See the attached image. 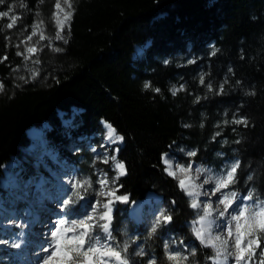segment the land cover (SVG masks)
<instances>
[{
    "label": "trees",
    "instance_id": "1",
    "mask_svg": "<svg viewBox=\"0 0 264 264\" xmlns=\"http://www.w3.org/2000/svg\"><path fill=\"white\" fill-rule=\"evenodd\" d=\"M13 2L0 5V12ZM25 3L26 9H15L17 23L0 31V198L9 194L3 181L7 171L20 169L25 177L39 179L42 169L49 170L37 155L39 145L29 131L25 135L29 129L43 133L40 143L50 149L46 158L52 166L66 163L77 177L88 174L94 180L91 148L93 138L105 134L101 120L123 137L115 153L128 173L117 186V195L128 200L116 202L115 226L122 220L132 223L131 206L152 194L160 198V209L174 213L173 222L159 230L158 257L170 234L199 247L187 233L192 213L177 181L164 173L162 153L180 158L181 147L195 148L191 163L217 169L239 158L236 187L246 194L244 181L251 172L264 193V0H70L65 12L71 16L62 30L57 0ZM37 10L45 34L60 31L67 42L33 35ZM9 23L10 18H0V27ZM29 44L34 54L26 52ZM145 81L150 82L147 90ZM247 90L255 95L246 96ZM235 119L248 124L231 123ZM80 212L77 204L67 215ZM147 228L143 222L133 224L132 231L143 237ZM12 261L0 252V264Z\"/></svg>",
    "mask_w": 264,
    "mask_h": 264
},
{
    "label": "clouds",
    "instance_id": "2",
    "mask_svg": "<svg viewBox=\"0 0 264 264\" xmlns=\"http://www.w3.org/2000/svg\"><path fill=\"white\" fill-rule=\"evenodd\" d=\"M44 2L45 0H39L40 5ZM57 2L63 4L64 0H57ZM6 3L7 0H0V5ZM26 8L25 0H14L8 5L7 10L0 12V18L15 20L14 26L19 20L15 9ZM35 17L38 23L32 25L33 32L42 34L43 38L49 42L60 39L58 32L54 36L45 34L43 18L39 10L36 11ZM252 19L255 20L256 17L253 16ZM6 29H9V24L0 27V31ZM19 36L23 37L24 33L20 32ZM53 51L56 50L53 49ZM215 51L218 49L213 51V55ZM17 54L19 55V52ZM28 71L35 77V71L31 67ZM17 80H24V77L17 76ZM25 83H27L26 80ZM237 83L240 82L237 81ZM143 87L147 90L150 82L145 81ZM220 87L222 91L223 84ZM155 90L159 91V89ZM3 91L4 87L0 85V93ZM209 91H211V85H209ZM171 92L175 96L177 89L173 87ZM244 94L246 96L255 95L254 91L250 90L245 91ZM241 121H244L243 125L248 124L247 119H235L231 123L240 125ZM101 123L105 124L103 120ZM181 126L192 127L191 124ZM200 127L203 128L204 124L201 123ZM28 131L30 129L26 130V136ZM106 134L110 135V133ZM215 135H220V133ZM121 137L112 136L108 142H122ZM223 143L227 144L228 141L225 140ZM236 143L240 141L237 140ZM91 151L95 152L96 149L92 148ZM179 152L188 158H193L198 150L195 148L186 150L181 147ZM214 155L217 158H223L220 152ZM98 162L108 164L113 175L109 176L108 172L100 169L95 181L88 174L69 178L70 192L67 198L62 200L63 208L61 209L65 212V216L53 222L55 229L51 233L56 234H50L47 247L35 244L31 252L24 250L27 249L28 244L23 238V229L19 233L21 239L11 241L0 239V245L22 250L18 258L19 264H22L21 257H23V264H27L29 258L31 264H47L49 255L42 254L48 253L49 249L51 252L54 251L58 241L65 242L61 244V251L71 254L70 257H66L68 264H264V247H262L264 246V229L256 226L257 219L264 218V193H261L254 185L256 177L251 172L244 181L247 187L246 194L236 187L239 184V169L241 168L239 158L225 161L217 169L202 162L184 164L177 162L174 157H169L168 153L161 154L164 173L179 182V191L183 194L186 206L192 213L186 220L187 233L199 247L185 244L187 238L185 236L170 234L162 241L159 257L155 254L154 248L159 230L173 222L174 213L168 208H161L158 214L150 219L147 232L143 237L133 233L132 227L135 222L122 220L119 227H116L115 208L119 200L117 197L110 196L109 193L117 192L119 180L128 174L126 163L118 160L115 155L94 157L90 164V167L94 168V174L95 165ZM169 173H174V175H169ZM181 180L185 181L182 187ZM91 198L95 199L94 203H91ZM81 201L84 202L81 206L83 214L75 218L68 217L70 206L77 205ZM106 215H110L111 219H105ZM165 217L170 219L165 222ZM85 224L88 225L87 229L81 227ZM69 240L73 243H66ZM81 241L83 243H80ZM108 253H118V255ZM3 259L7 261L8 258Z\"/></svg>",
    "mask_w": 264,
    "mask_h": 264
},
{
    "label": "rangeland",
    "instance_id": "3",
    "mask_svg": "<svg viewBox=\"0 0 264 264\" xmlns=\"http://www.w3.org/2000/svg\"><path fill=\"white\" fill-rule=\"evenodd\" d=\"M64 10L66 6L62 4ZM59 14H57L58 16ZM137 55H140V50L137 49ZM105 134H100L93 138V145H95L96 151L93 152L94 157L102 158L105 155L108 156H116V149L122 143H109L106 139V128L104 127ZM29 135L35 144H38L37 155L39 158H42L45 162V165L48 166L49 170L46 172L42 169V178H27L23 174H21L20 169H17L16 172L7 171L4 174V185L9 189L8 195H4L0 198V239L9 240L12 239H21L19 236L21 229H23V233L25 231V226L27 224L32 225L31 234L37 233L39 229H41L42 235L40 236V240H35L31 236L25 237L28 247L24 249L30 252L32 244H41L42 246L47 247V239L50 237L51 231L55 229V224L53 223L56 219L64 217L65 212L61 209L63 208L62 200L67 198L68 193L70 192V188L68 187L69 178L77 177L73 167L66 165V163H58L53 166L47 160L46 155L50 152V149L46 147L43 143H40L41 137H43V133L37 130L29 131ZM91 148V149H92ZM115 153V154H114ZM169 157H174L171 154H168ZM180 158L174 157L177 162H182L184 164H195L191 163L185 155L179 153ZM56 156V155H55ZM99 166L96 167L95 174H93L94 180L97 179L99 174V170L103 169L108 172L109 176L113 175L111 168L108 164L99 163ZM48 171V172H47ZM178 187H179V182ZM210 187V186H209ZM148 198L141 205H133L129 212V219L131 222H135L134 224H140L143 222H147L149 224L150 219L154 218L155 215L158 214L160 207L158 206L157 199L154 197ZM47 198V202L50 203V211L54 212L56 215L44 214L45 221L41 225H34L37 220H39L36 214H31L32 208L37 201V199ZM16 199H20L21 202H26L23 207H15L13 206V202ZM54 200H57V203H53ZM95 199L91 198V203H94ZM83 201H81V206L83 205ZM91 203L88 207H91ZM59 205V206H58ZM136 206V207H135ZM82 211L79 215H82ZM69 217V216H68ZM70 217V218H75ZM51 229L49 230V228ZM0 252L8 253L9 256L13 258V261L9 264H19V257L22 254V250L11 249L4 245H0ZM51 249H49L48 253H43L42 255H50ZM21 261L23 264V257H21ZM27 264H31L30 258L27 261Z\"/></svg>",
    "mask_w": 264,
    "mask_h": 264
},
{
    "label": "snow or ice",
    "instance_id": "4",
    "mask_svg": "<svg viewBox=\"0 0 264 264\" xmlns=\"http://www.w3.org/2000/svg\"><path fill=\"white\" fill-rule=\"evenodd\" d=\"M63 5L67 6L69 9L71 8V4H70V0H64ZM56 9L57 12L59 13V15L56 18V22H57V26L58 28H60L61 30L63 29V26L65 24L66 21H68L70 19L71 16V12H65L64 7H62V3L57 2L56 3ZM15 23V20H11V23H9V28L13 27V24ZM60 35V39L58 40H64L65 42L66 39L64 36L61 35L60 31H57ZM36 33L33 32V35H35ZM40 39H44L43 35H40ZM29 41H31V37H29ZM31 44H29L26 48V52L28 54H34L36 52V48L30 46ZM56 51H62V49L56 48ZM182 90V89H181ZM157 91V90H154ZM241 123L243 124L244 121H241ZM104 127L106 128L107 132L106 133H110V135L106 134V139L109 141L111 140L112 136H120L117 134L116 129L108 123L104 124ZM123 139V137H121ZM119 141H113L112 143H118ZM108 156V155H105ZM111 157V156H108ZM169 175H174V173H169ZM185 181L181 180L180 181V185L181 187L184 185ZM227 185H225L226 187ZM110 196L113 197H117L119 202L123 203L126 202L128 200V197L126 195H117V192H110L109 193ZM105 219H111L110 215H106L104 217ZM165 222H167L170 218L169 217H165ZM256 226L258 228L264 229V218H258L256 221ZM82 228L87 229L88 225H81ZM56 233H51V235H55ZM65 243L64 241H58L57 242V246L56 249L54 251L51 252V254L48 256V261L47 264H68L66 257H70V253L66 252V251H61V244ZM66 243L71 244L73 243V241L69 240ZM80 243H83V241H81ZM109 255H118V253H108Z\"/></svg>",
    "mask_w": 264,
    "mask_h": 264
},
{
    "label": "bare ground",
    "instance_id": "5",
    "mask_svg": "<svg viewBox=\"0 0 264 264\" xmlns=\"http://www.w3.org/2000/svg\"><path fill=\"white\" fill-rule=\"evenodd\" d=\"M151 197H153V196H151ZM148 198H150V196L147 197L144 201L139 202V203H136L135 205H137V204L138 205H141ZM57 202H58L57 200H54L53 203H57ZM49 205H50V203L47 202V198H41V197H39L37 199V201L35 202V204H34V206L32 208L33 210H32V212L30 214V216L32 214H36L38 216V218H39V220H37V222L34 225H36V224L41 225L42 223H44V221H45L44 214H50V215H53V216L56 215L54 212L50 211ZM32 227L33 226L30 225V224H27L25 226V231H24V237L23 238L28 237V236H31L33 239L35 238V240H37V241L40 240V238H41L40 236L42 235L41 229H39L37 233L31 234ZM50 229H51V227L49 228V230ZM45 244H44V246H45ZM34 246H35L34 244L31 245L30 252L32 250H34Z\"/></svg>",
    "mask_w": 264,
    "mask_h": 264
},
{
    "label": "water",
    "instance_id": "6",
    "mask_svg": "<svg viewBox=\"0 0 264 264\" xmlns=\"http://www.w3.org/2000/svg\"><path fill=\"white\" fill-rule=\"evenodd\" d=\"M154 197H156L154 194H153ZM157 199V198H156Z\"/></svg>",
    "mask_w": 264,
    "mask_h": 264
}]
</instances>
